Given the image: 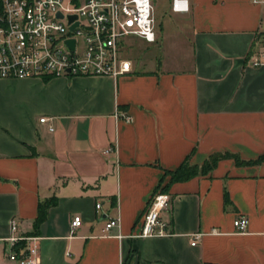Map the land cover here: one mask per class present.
I'll return each instance as SVG.
<instances>
[{
	"label": "crops",
	"instance_id": "obj_1",
	"mask_svg": "<svg viewBox=\"0 0 264 264\" xmlns=\"http://www.w3.org/2000/svg\"><path fill=\"white\" fill-rule=\"evenodd\" d=\"M151 1L156 41L131 39L130 73L0 79V264H19L12 219L36 237L24 244L37 264H264V66L250 63L264 3ZM214 154L206 174L168 186L171 234L135 236L165 172ZM106 217L118 226L104 231Z\"/></svg>",
	"mask_w": 264,
	"mask_h": 264
},
{
	"label": "built area",
	"instance_id": "obj_2",
	"mask_svg": "<svg viewBox=\"0 0 264 264\" xmlns=\"http://www.w3.org/2000/svg\"><path fill=\"white\" fill-rule=\"evenodd\" d=\"M263 2L264 0H253ZM151 0H0V79L48 78L55 76L108 75L119 77L130 73L132 62L127 56L131 39L146 43L156 41ZM174 11H187V0H172ZM252 51L250 63L264 66V35ZM124 119H129L125 113ZM44 121L45 118H41ZM107 147L104 152H110ZM171 196L157 190L147 201L140 217L141 227L135 236L170 235L165 214ZM100 202L95 209L100 210ZM82 223L79 215L70 221L73 233ZM117 217H106L103 230L118 226ZM245 216L233 220L236 231L246 229ZM12 235L7 257L19 264H37L33 244L36 237L16 234L17 222L10 223ZM199 233L192 234L194 245Z\"/></svg>",
	"mask_w": 264,
	"mask_h": 264
},
{
	"label": "trees",
	"instance_id": "obj_3",
	"mask_svg": "<svg viewBox=\"0 0 264 264\" xmlns=\"http://www.w3.org/2000/svg\"><path fill=\"white\" fill-rule=\"evenodd\" d=\"M225 154H214L211 155L201 166L191 165L187 161H184L176 170L166 171L165 173L169 175V180L163 185L162 188H158L161 191H167L170 183L175 181H185L199 174H206L211 170L219 159L223 158ZM264 158V155L262 156ZM225 203L228 202V198L224 196ZM47 204L38 206V214L34 220V228H37L39 223L43 220L46 215Z\"/></svg>",
	"mask_w": 264,
	"mask_h": 264
},
{
	"label": "rangeland",
	"instance_id": "obj_4",
	"mask_svg": "<svg viewBox=\"0 0 264 264\" xmlns=\"http://www.w3.org/2000/svg\"><path fill=\"white\" fill-rule=\"evenodd\" d=\"M133 41H134V39H133ZM140 51V48L138 49V47H133V46H129L128 48H127V56H128V58H132V57H134L135 55H140V54H142L141 52H139ZM137 61V60H136ZM138 62V61H137Z\"/></svg>",
	"mask_w": 264,
	"mask_h": 264
}]
</instances>
